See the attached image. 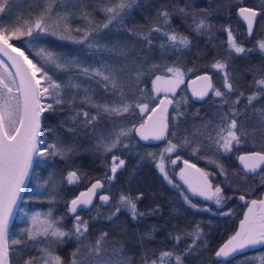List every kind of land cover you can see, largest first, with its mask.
<instances>
[{"label": "snow or ice", "instance_id": "obj_1", "mask_svg": "<svg viewBox=\"0 0 264 264\" xmlns=\"http://www.w3.org/2000/svg\"><path fill=\"white\" fill-rule=\"evenodd\" d=\"M57 2L58 0H45V6L35 18L25 22L23 26H0V57L7 58V60L0 59V264H65L63 257L58 254L59 248L66 243L65 238L77 242L70 264H138L127 254V248L123 243L109 247V244L117 245V242L109 240L108 232H102L96 237L95 242L91 243L88 234L89 221L77 214L78 211L90 212L97 190L104 189L105 184L111 185L117 172L124 169L126 162L119 156H112L109 166L111 175H106L104 182L97 179L87 191H82L71 199L68 211L74 218L72 228L66 229L63 224L64 217H55L51 207L47 211H36L24 207L33 201L44 203L42 197L54 198L58 185L64 180L68 185H73L83 178L77 170L68 171L66 177L59 181L55 173H49L48 178L43 179V182L38 180L34 184L33 193L24 191L26 181L32 180L36 169L47 168L57 157L61 160L69 159L74 153V146L66 143L59 136L55 137L52 143L44 138L41 127L42 115L46 111L62 109L65 104L71 108L78 100L80 104L95 108L96 115H90L88 111L81 108L70 112L71 122H77L82 116L83 126L91 127L102 114L109 118L121 117L124 114L135 116V109L138 108L139 115L143 118L142 122L138 126L132 124L131 127H127L130 121L113 120L112 130L98 135L96 150L107 154L119 148H127L128 144L124 141L135 133L140 140L146 142L166 139L167 143L163 152L169 154L176 152V158L170 159V163L176 165L181 160L179 153L184 150H191L192 155H198L201 150L206 149L213 151L216 156H225L233 151L234 145L246 142L248 133L243 127L238 126V120L245 116V109L254 101L264 97V77L253 79L252 84L255 90L246 97L244 92L239 91L234 85L230 63L234 55L248 54L252 49L244 47L242 41L238 42L230 27L225 28L228 44L226 57L217 59L211 64V67L221 74L224 91L221 87H216L212 77L207 74L197 75L190 81L192 85H197L192 88V96L197 100L203 101L210 92L214 97L221 98L219 110L214 113L211 120L207 121L202 120L199 110H196L192 114L193 123L188 124L189 110L181 108V103L186 105L188 99L182 96L180 100H176V89L184 83L185 74L195 72L196 69L182 70L181 66H169L165 69V73L172 75L167 76L155 74L159 70L158 64H148L144 59L138 62L132 61L135 65L133 78L137 86L145 76L154 75V79L151 80L150 91L138 87L140 95L135 101H130L125 92L126 85L121 79V74L126 75L129 62L125 58L122 64H117L115 61L119 57L105 55L112 54V49L101 43L100 33L113 23L122 25L128 10L136 0H101V3L106 6L100 10L107 15V20L103 24L93 25L88 14H84L82 18L87 21L89 25L87 28H73L72 18L75 14L54 10L53 5ZM6 9L10 10V2L2 0L0 13H4ZM207 11L210 15L211 10ZM180 12L185 17L190 15L185 9H180ZM258 15L264 16V9L258 13L249 7L238 8V17L246 22V33L249 38L253 35ZM157 19L159 22L147 32L141 33L129 29L128 34L143 41L149 49L154 47L153 35H159L166 41L160 45L162 52L165 53L179 54L193 44L189 36L175 30L169 31L172 28L171 14L167 10L159 11ZM191 21L189 27L197 35L211 33L212 26L206 16L198 18L195 14H191ZM75 33L81 35L76 36ZM48 37L81 45L93 53L95 59L89 64L79 53H67L60 50L61 46L56 48L40 46L37 52L32 53L31 49L39 42L47 41ZM256 47L264 53V36L256 41ZM33 60L36 62L34 63ZM57 72L66 74L65 78L59 82L53 79ZM93 84L101 85L105 94L112 96V100H106L103 103L97 101ZM161 92L165 93L163 97L159 96ZM168 93L172 94V98L168 96ZM233 95L235 99H231ZM242 99L247 100L244 109L239 107ZM149 103H155V107L150 108ZM169 106H172L174 115L170 116ZM225 108L227 111L224 110ZM256 111L260 117V125L264 127V110ZM181 117H185L183 123L180 121ZM198 119H201L199 124L195 123ZM170 120L172 131H169ZM67 130L73 134L76 132V129L72 127ZM169 136L172 139H167ZM174 139L177 142H173ZM238 160L243 166L245 176L249 173H257L258 169L264 171L262 169L264 150L241 154ZM209 163L216 164L220 174L227 180V173L222 164L213 159H209ZM183 165L184 167L179 171V178L187 185L191 194L203 197L207 201H214L217 206H220L225 200L223 189L219 185L214 187L209 178L210 175L215 174L204 171L186 159L183 160ZM157 167L168 183L173 184L165 168L163 153ZM173 186L178 190L181 187L179 184H173ZM25 196H29V199H25ZM180 196L182 202L189 208L210 211L208 208H199L183 191H180ZM142 199L143 193L132 196L121 191L114 201L111 200L110 195H100L99 200L102 204L99 207L107 205L113 209L103 219L115 225L122 211L126 212L133 221L160 211L159 205L149 209L148 212L140 211L138 203ZM239 199L243 201L245 196L241 195ZM47 202L51 205L53 199ZM17 214L23 217L27 225L19 232L12 230ZM221 214L230 215V213ZM100 218V215L90 217L92 220ZM178 228V225L173 226L174 231L169 233V238L174 241L175 246L190 239L191 242L185 244L183 252L163 250L157 258L149 260L146 258L147 250L145 249L139 264H184L185 257L198 254V243L207 247L199 224L191 230L182 232L175 231ZM155 231L156 228H152L140 234L137 243L143 248L145 241L154 239ZM257 246L264 248V198L250 201L238 229L215 251L214 255L217 258V264H228V261L236 255ZM32 250H35L36 254L24 255ZM257 261L258 264H264V255L247 257L242 264H255Z\"/></svg>", "mask_w": 264, "mask_h": 264}, {"label": "trees", "instance_id": "obj_2", "mask_svg": "<svg viewBox=\"0 0 264 264\" xmlns=\"http://www.w3.org/2000/svg\"><path fill=\"white\" fill-rule=\"evenodd\" d=\"M2 2V0H0ZM10 10L0 13V26H23L25 22L32 21L36 14L45 6V0H9ZM106 6L101 3V0H58L53 5L54 10H63L68 13H74L72 18V26L87 28V21L82 18L84 14H88L93 25H100L106 22L107 15L101 11L102 7ZM247 6L258 10L264 9L262 0H136L125 17L122 25L115 23L111 24L108 29H104L101 33V43L112 49V54L106 53V56L119 57L116 59L117 64H122L126 58L129 66L126 69V75L121 74L125 87V92L128 94L130 101H135L140 95L137 88H144L146 91L151 90V80L154 75L145 76L137 86L133 78L135 65L132 61L146 60L148 64H158L159 70L155 74L167 75L165 69L169 66H181L182 70L187 68L196 69L195 72L186 73V82L176 91V100H180L182 96L187 97L188 103H181L182 110L187 108L189 114L187 123H193L192 114L199 110L202 120H211L218 109L221 98L214 97L211 93L209 99L203 103H197L192 100L188 92V81L195 78L197 75L210 73L213 77L214 85L222 88V77L211 64L217 59L226 57L227 32L225 28L230 27L233 30L234 36L238 42L242 41L244 47L252 49L248 54L234 55L230 63V72L234 77L233 83L238 87L239 91L244 92L245 97L254 92L255 88L252 84L254 78L264 77V53H261L256 47V41L264 36V16L261 15L259 23L261 29L257 28L255 35L249 39L247 37L246 28L237 18L236 11L239 7ZM180 9H185L190 15L185 17ZM211 10L208 14L207 10ZM167 10L171 14L172 28L169 31L175 30L178 33L189 36L193 40V44L188 49L173 54L171 52H162L160 45L166 43L162 37L157 34L153 35L154 47L148 48L147 45L128 34L129 29L137 32H147L154 24L159 21L157 19L158 12ZM191 14H195L198 18L206 16L211 24V33L209 35H197L189 27L191 24ZM76 36L81 35L75 33ZM27 39V38H25ZM54 41V43H50ZM14 43H18L15 42ZM40 46L56 48L61 46L60 50L67 53H79L89 64L95 57L94 54L87 51L81 45L72 44L69 41H59L54 37H48L47 41H41L34 46L31 51L35 53ZM115 46V47H114ZM26 54L28 51L26 50ZM32 58L31 56L29 57ZM39 59V57H37ZM35 63L36 60H33ZM251 69V71H248ZM51 74V73H50ZM65 73L57 72L53 76L57 82L65 78ZM92 87L96 92V100L103 103L106 100H112L111 95H106L101 85L93 84ZM155 95V93H152ZM67 96V94H66ZM172 98V95H171ZM235 99V95L231 97ZM247 104L246 99H242L239 107L244 109ZM149 107H155V103H149ZM84 109L90 115H96L95 108H89L87 105L75 102L71 108L67 104L62 106V109L57 111H46L42 115V135L52 143L54 138L59 136L66 143L74 146V153L69 159L61 160L56 158L47 168L36 169L33 178L27 183L25 192L33 193L35 191L34 184L43 182L47 179L49 173H55L56 179L59 181L66 177L67 172L77 170L78 174L83 178L73 185H68L66 180L59 184L56 189L55 197H42L45 202L38 203L33 201L24 207L32 210L39 209L47 211L52 208L55 217H64V227L72 228L74 223L73 215L68 211V206L71 199L75 198L78 193L90 186L97 179L105 181L106 175L110 176V164L112 156L117 155L125 160V167L116 174L115 180L111 185L105 184L104 192L108 193L111 200L114 201L118 194L122 191L126 194L136 196L143 193V199L138 203L140 211L148 212L149 209H154L157 205L160 206V211L152 215H146L142 219L133 221L130 216L122 211L119 214L117 223L113 225L111 222L103 219L104 216L113 211L107 205L99 207L102 203L96 202L91 211L80 212L83 219L89 221V236L90 242L94 243L97 236L102 232L109 233V240L117 242V245L109 244V247L118 246L123 243L127 248V254L134 258L138 264L142 254L146 252V258L151 260L158 257V254L163 250H176L183 252L185 244L190 243V239L181 242L179 246H175L174 241L169 238V233L174 231L173 226L178 225L179 228L175 231L182 232L191 230L195 225L199 224L203 230L204 239L207 247H203L198 243V254H193L184 258V264H217V258L214 253L218 248L233 235L238 227V223L242 218V205L232 200L226 207L216 209L211 206L208 201L196 199L185 189L178 175L173 176V184H179L181 187L178 190L173 184H169L164 176L159 172L157 167L161 157L162 150L166 145L165 141L158 145H146L140 142L135 133H132L124 142L128 144L127 148H119L111 153H103L96 150L97 137L101 132L112 130V121H130L126 126H136L142 122V117L139 115V109H135L136 115L124 114L121 117H111L102 114L96 121L94 126L85 127L81 123L84 119L82 116L75 123L71 122L70 112L74 110ZM257 109L264 110V97H259L253 104L245 109V116L238 120V126H241L248 133L246 142L241 146L236 147L230 154L225 156H216L213 151L206 149L201 150L198 155H192L191 150L181 151V161L188 160L190 163H195L197 167L204 171H217L216 166L209 163L208 159L219 158L221 163L227 169V180L222 178L220 184L227 195L234 196L242 194L248 198H259L264 184H261L257 178L264 174V171L255 176L244 175V172L237 166V157L243 152L261 151L264 150V127L260 125V117L257 114ZM227 111V108L224 109ZM174 115L171 108L170 116ZM201 119L195 123H201ZM185 117H181L183 123ZM75 128L76 132L70 133L67 129ZM172 122H169V131H172ZM167 139H172L168 137ZM173 142H177L175 139ZM151 153L152 155H148ZM143 158V159H141ZM182 166V164H180ZM181 169V168H180ZM218 172V171H217ZM242 177V178H241ZM256 178V180H254ZM238 179L242 184L237 183ZM244 183V184H243ZM238 184H241L238 186ZM180 191L189 195L194 203L199 208H208L210 211H197L189 208L182 202ZM29 199V196H25ZM53 199L50 205L47 201ZM111 202V201H110ZM175 210V211H174ZM221 213H230V215H222ZM100 215V219L92 220L90 217ZM27 225L24 219L19 214L14 218L12 230H19ZM156 228L154 239L145 241L142 248L137 243L140 234ZM66 243L59 248L58 254L63 257L65 264H70L72 253L77 248L75 240H67ZM35 250L26 252L24 255H34ZM264 255V248L253 249L245 254L234 257L228 261V264H242L247 257H259ZM258 264V261L255 262Z\"/></svg>", "mask_w": 264, "mask_h": 264}, {"label": "rangeland", "instance_id": "obj_3", "mask_svg": "<svg viewBox=\"0 0 264 264\" xmlns=\"http://www.w3.org/2000/svg\"><path fill=\"white\" fill-rule=\"evenodd\" d=\"M258 27H259V29H261V23H259L258 22ZM257 27V28H258ZM172 74L171 73H167V76H171ZM186 82V78L184 77V83ZM183 83V84H184ZM183 84H181L179 87H181ZM179 87L176 89V91L179 89ZM165 95V93H163V92H161L160 94H159V96L160 97H163ZM171 93H168V96L171 98ZM242 145V143L241 144H239V145H234V147H233V150L236 148V147H239V146H241ZM165 147H166V145L164 146V148H163V150L165 149ZM163 150H162V153L164 154V157H165V168H166V171L168 172V174H169V178L170 179H172L173 178V176H177L178 175V170H180V168H182L183 166H181V165H178V166H176V165H172L171 163H170V159H175L176 158V155H177V153L176 152H173V153H171V154H169V153H164L163 152ZM218 157V156H217ZM161 158V157H160ZM211 159H213V160H216V161H218L220 164H222L221 163V161H220V159L219 158H211ZM159 161H160V159H159ZM159 161H158V163H159ZM208 161H209V159H208ZM179 162V161H178ZM212 164H214V163H212ZM215 166H216V164H214ZM223 165V164H222ZM224 166V170L225 171H227V169L225 168V165H223ZM216 169H217V171H208L207 170V172H209L210 174H212V173H214L215 175H210L211 176V178H212V180L215 182V186L216 185H219L222 189H223V187H222V185L220 184V181L221 180H223L222 178H224V176H222L221 174H220V170L216 167ZM163 175V174H162ZM164 176V175H163ZM262 177H264V174H261L257 179L259 180V181H261V184H264V181H262ZM242 178V177H241ZM254 180H256V178L254 179ZM241 182V184H242V180L240 181L239 179H238V181H237V183H240ZM241 184H238V186H240ZM244 184V183H243ZM263 192H264V189H262V191H261V194H260V196L263 194ZM223 195H224V197H225V200L222 202V204L220 205V206H217L215 203H214V201H208V203L211 205V206H213L214 208H216V209H222V208H224V207H226L229 203H231L232 202V200H234V202L236 201L238 204H240L239 203V201H238V199H239V197L242 195V194H236V195H234V196H230V195H227L226 193H225V191L223 190ZM249 199H251V198H249ZM249 201H247L246 202V204H244V205H242V208H243V211H244V209H245V207H247V203H248ZM33 209V208H32ZM34 210H36V211H42V210H39V209H34ZM237 230V229H236Z\"/></svg>", "mask_w": 264, "mask_h": 264}, {"label": "water", "instance_id": "obj_4", "mask_svg": "<svg viewBox=\"0 0 264 264\" xmlns=\"http://www.w3.org/2000/svg\"><path fill=\"white\" fill-rule=\"evenodd\" d=\"M242 7H247V6H242ZM249 8H251V7H249ZM252 9L256 10L258 13L261 11V10L255 9V8H252ZM236 16H237V18L242 22V24H243V25L245 26V28H246V22H244V21L242 20V18H239V17H238V9H237V11H236ZM260 17H261V15H258V16H257L256 22H255V24H254V30H253V35H252V37L255 35V33H256V31H257L258 22H259ZM247 37H248V36H247ZM252 37H251V38H252ZM248 38H249V37H248ZM251 38H249V39H251ZM0 59H5V60H7L6 57H0ZM9 63H10V62H9ZM13 71H14V70H13ZM205 74L210 75V76L212 77V75H211L210 73H204V74H201V75H205ZM194 79H195V78L190 79V80L188 81V84H187L189 95H190V97L192 98V100H193L194 102H197V103H203V102H205V101H207V100L209 99V97H210V95H211V92L209 93V95H208L207 97L204 98L203 101L197 100L195 97H193V96H192V88H193V87H196L197 85H192V84L190 83V81H192V80H194ZM212 82H213V84H214L213 77H212ZM171 108H172V106H169V114H170V112H171ZM138 125H139V124H138ZM138 125H137V126H138ZM41 127H42V118H41ZM135 136H136V138H137L140 142H142L143 144H146V145H158V144H161V143H163V142L165 141V139H162V140H160V141H147V142H146V141H142V140H140L139 137H138L136 134H135ZM245 153H249V152H244V153H241V154H245ZM241 154H240V155H241ZM237 165H238V167L243 171V166L240 164L238 158H237ZM183 167H184V165H183ZM183 167H182V168H183ZM262 169H264V166H262ZM261 172H262V171L258 169V170H257V173H249V174H247V175H248V176H255V175H258V174L261 173ZM209 178H210V180H211L213 186L215 187V182L212 180L211 176H210ZM101 181H102V180H101ZM181 181H182V180H181ZM102 182H103V181H102ZM27 183H28V181H26V186H27ZM93 183H94V182H93ZM182 183H183L185 189L189 192V194L192 195L191 192L187 189V185H185L183 181H182ZM89 187H91V185L88 186L86 189H84V190H82V191H87V189H88ZM25 189H26V187H25ZM25 189H24V191H25ZM82 191H80V192H82ZM80 192H79V193H80ZM79 193H78V195H79ZM78 195H77V196H78ZM100 195H109V194L106 193V192H104V189H102V190H97L96 196H95L94 199H93V205L91 206V209L94 207V205L96 204V202H100V203H102V202L99 200ZM192 196L195 197L196 199H199V200H202V201H207V200H205L203 197L194 196V195H192ZM262 198H264V194L262 195ZM238 201H239L240 204H243V203L246 201V197H245V200L241 201L240 199H238ZM80 212H87V211H78V213H80ZM246 212H247V209L245 210L242 219L244 218V215H245ZM78 213H77V214H78ZM70 214H71V213H70ZM71 215H73V214H71ZM242 219H241V220H242ZM241 220H240V221H241ZM240 221H239V223H240ZM239 223H238V227H239ZM238 227H237V229H238ZM225 242H226V241H225ZM256 248H259V246H257ZM254 249H255V248H254ZM251 250H252V249H250L249 251H251ZM249 251H247V252H249ZM247 252H245V253H247ZM245 253H243V254H245ZM240 255H242V254H240ZM236 256H239V255H236ZM236 256H235V257H236Z\"/></svg>", "mask_w": 264, "mask_h": 264}, {"label": "flooded vegetation", "instance_id": "obj_5", "mask_svg": "<svg viewBox=\"0 0 264 264\" xmlns=\"http://www.w3.org/2000/svg\"><path fill=\"white\" fill-rule=\"evenodd\" d=\"M180 164H182V166H183V162L181 161V160H179V162H177V164H176V166H178V165H180ZM263 194H264V192H263ZM262 194V195H263ZM262 195L259 197V198H252V199H261L262 198ZM245 196V195H244ZM246 197V201L244 202V204H246V202L247 201H249L248 203H247V206H248V204L250 203V201L252 200V199H249L247 196H245ZM244 204H240V205H244ZM247 209V207H245V209H244V211H243V214H244V212H245V210ZM243 214H242V217H243ZM242 219V218H241ZM259 248H261V247H259ZM255 249H257V248H255ZM253 250V249H252Z\"/></svg>", "mask_w": 264, "mask_h": 264}, {"label": "bare ground", "instance_id": "obj_6", "mask_svg": "<svg viewBox=\"0 0 264 264\" xmlns=\"http://www.w3.org/2000/svg\"><path fill=\"white\" fill-rule=\"evenodd\" d=\"M244 153V152H243ZM240 155V154H239ZM238 158V157H237ZM238 166V165H237ZM240 169V168H239Z\"/></svg>", "mask_w": 264, "mask_h": 264}]
</instances>
